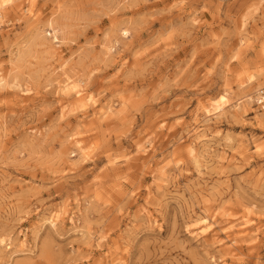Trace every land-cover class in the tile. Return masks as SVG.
Listing matches in <instances>:
<instances>
[{
    "label": "rangeland",
    "instance_id": "1",
    "mask_svg": "<svg viewBox=\"0 0 264 264\" xmlns=\"http://www.w3.org/2000/svg\"><path fill=\"white\" fill-rule=\"evenodd\" d=\"M1 1L0 264H264V0Z\"/></svg>",
    "mask_w": 264,
    "mask_h": 264
},
{
    "label": "bare ground",
    "instance_id": "2",
    "mask_svg": "<svg viewBox=\"0 0 264 264\" xmlns=\"http://www.w3.org/2000/svg\"><path fill=\"white\" fill-rule=\"evenodd\" d=\"M2 1L0 0V8H1V6H2ZM33 6V5H32ZM31 6V7H32ZM29 10L31 11V8H29ZM0 22H1V20H0ZM52 31H53V39H57V30L55 29V28H53L52 29ZM75 87V86H74ZM83 87V86H82ZM82 87H78V89L75 91V93H76V96H77V99H76V102L77 103H79V104H81V105H84V101L86 100V94H84V89L82 88ZM76 89V88H75ZM89 99V98H88ZM91 99V98H90ZM75 143H76V146H77V148L79 149V152H81V153H84V151H85V146L82 144V140L81 139H77L76 141H75ZM189 147V146H188ZM191 147V146H190ZM189 147V148H190ZM195 151V150H194ZM173 153V152H172ZM189 154V153H188ZM195 157V156H194ZM196 158V157H195ZM197 159V158H196ZM195 160V159H194ZM53 215V214H52ZM53 220H57V217L54 215V217H53V219L50 221L52 224L54 223V221ZM213 224L211 223L207 228H209L210 226H212ZM214 225H215V223H214ZM205 229L204 230V232H203V234H206L207 232H208V229ZM214 232V231H213ZM215 232H216V230H215ZM206 238V237H205ZM212 238V237H211ZM217 239V238H216ZM208 241V240H207ZM213 241V240H212ZM216 242H221V239L219 238V239H217L216 240ZM227 249V248H226Z\"/></svg>",
    "mask_w": 264,
    "mask_h": 264
}]
</instances>
